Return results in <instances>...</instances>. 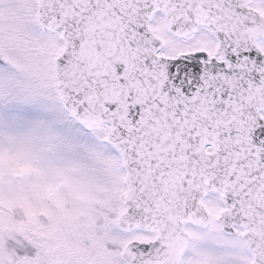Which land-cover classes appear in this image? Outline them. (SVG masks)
Wrapping results in <instances>:
<instances>
[{
  "label": "snow or ice",
  "instance_id": "snow-or-ice-1",
  "mask_svg": "<svg viewBox=\"0 0 264 264\" xmlns=\"http://www.w3.org/2000/svg\"><path fill=\"white\" fill-rule=\"evenodd\" d=\"M0 264H264V0H0Z\"/></svg>",
  "mask_w": 264,
  "mask_h": 264
}]
</instances>
